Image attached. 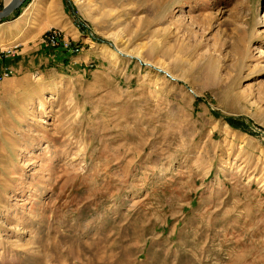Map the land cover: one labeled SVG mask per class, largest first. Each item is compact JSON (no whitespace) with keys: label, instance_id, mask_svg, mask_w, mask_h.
I'll use <instances>...</instances> for the list:
<instances>
[{"label":"rangeland","instance_id":"rangeland-1","mask_svg":"<svg viewBox=\"0 0 264 264\" xmlns=\"http://www.w3.org/2000/svg\"><path fill=\"white\" fill-rule=\"evenodd\" d=\"M0 47V264H264V0H23Z\"/></svg>","mask_w":264,"mask_h":264},{"label":"built area","instance_id":"built-area-1","mask_svg":"<svg viewBox=\"0 0 264 264\" xmlns=\"http://www.w3.org/2000/svg\"><path fill=\"white\" fill-rule=\"evenodd\" d=\"M47 32L44 35L43 42L44 46H46L49 49H61L67 54L75 55L78 54L81 49L82 45L79 42H76L72 40L71 38H68L65 35V32L58 27H52L49 30H46ZM11 75V70H6L3 72L1 77H8Z\"/></svg>","mask_w":264,"mask_h":264},{"label":"crops","instance_id":"crops-1","mask_svg":"<svg viewBox=\"0 0 264 264\" xmlns=\"http://www.w3.org/2000/svg\"><path fill=\"white\" fill-rule=\"evenodd\" d=\"M25 9V8H24ZM26 9H27V6H26ZM24 11V10H23ZM22 11V12H23ZM21 15V14H20ZM25 15V14H24ZM25 17V16H24ZM27 20V19H26ZM19 21H22L21 23H24L25 24V20H24V18L22 17V20L21 19H19ZM20 23V24H21ZM14 37H11V38H9V40H11V39H13ZM74 39H76V38H74ZM19 44V42H16V43H13L12 45V47H16L17 45ZM60 53H62V56H60V58H56L57 60H62V59H64V58H67L68 60L66 61V63L68 64V63H71V59H70V57L72 56V55H70V54H67V53H65V52H60ZM41 57L43 56L42 54L40 55ZM11 57H13V51H10V50H8V48H2V47H0V80H2V79H4V78H6V77H1L2 76V74H3V72L4 71H6V70H11V74H12V72L15 70V68H16V66L14 65V62H15V60L14 59H12ZM21 60H16V64H17V66H21ZM42 62H41V60H40V64H41ZM63 63V62H62Z\"/></svg>","mask_w":264,"mask_h":264},{"label":"water","instance_id":"water-1","mask_svg":"<svg viewBox=\"0 0 264 264\" xmlns=\"http://www.w3.org/2000/svg\"><path fill=\"white\" fill-rule=\"evenodd\" d=\"M23 0H9L0 9V20L7 17L12 11H14Z\"/></svg>","mask_w":264,"mask_h":264},{"label":"bare ground","instance_id":"bare-ground-1","mask_svg":"<svg viewBox=\"0 0 264 264\" xmlns=\"http://www.w3.org/2000/svg\"><path fill=\"white\" fill-rule=\"evenodd\" d=\"M9 1V0H8ZM7 1V2H8ZM27 15V9H26V13H25V16ZM25 18V17H24ZM26 19V18H25ZM117 51H118V53H119V51L120 52H123L121 49L119 50V49H117ZM125 54H128V55H130V52H124ZM110 54L111 55H113V56H117V52L116 51H113V50H111L110 49ZM144 62H146V63H150V62H148V61H146V60H143ZM160 67V66H159ZM161 69L163 70V71H165L166 73H169L170 75H171V77H175L174 75H172L167 69H165V68H162L161 67Z\"/></svg>","mask_w":264,"mask_h":264},{"label":"trees","instance_id":"trees-1","mask_svg":"<svg viewBox=\"0 0 264 264\" xmlns=\"http://www.w3.org/2000/svg\"><path fill=\"white\" fill-rule=\"evenodd\" d=\"M228 122L234 127H240L242 124L235 119H228Z\"/></svg>","mask_w":264,"mask_h":264}]
</instances>
